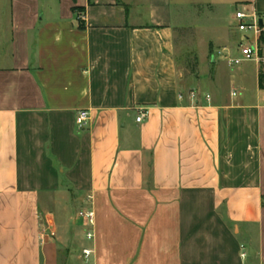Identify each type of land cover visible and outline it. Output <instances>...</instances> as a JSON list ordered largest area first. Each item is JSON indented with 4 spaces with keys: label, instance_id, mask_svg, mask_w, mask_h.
I'll return each instance as SVG.
<instances>
[{
    "label": "crops",
    "instance_id": "crops-1",
    "mask_svg": "<svg viewBox=\"0 0 264 264\" xmlns=\"http://www.w3.org/2000/svg\"><path fill=\"white\" fill-rule=\"evenodd\" d=\"M243 8L264 22V0H0V264H264Z\"/></svg>",
    "mask_w": 264,
    "mask_h": 264
},
{
    "label": "built area",
    "instance_id": "built-area-1",
    "mask_svg": "<svg viewBox=\"0 0 264 264\" xmlns=\"http://www.w3.org/2000/svg\"><path fill=\"white\" fill-rule=\"evenodd\" d=\"M235 28L240 34L237 41V48L240 51L237 56H230L228 62L230 65H239L245 61H254L261 65L264 70V22L261 23V17L258 13L249 9H237L235 14ZM198 92L192 90L189 95L192 98H197ZM205 97L210 100L211 96L205 94ZM180 98H183V93H180ZM148 114V110L141 109L137 116V121L143 120ZM90 110L82 109L79 110L76 123L79 128H85L90 121ZM83 216L87 219V224L93 226L95 224V211L91 208L83 213ZM87 237L89 239L94 238V232L88 230ZM86 256H89L92 252L91 249L85 248L83 250ZM246 252L243 253V256Z\"/></svg>",
    "mask_w": 264,
    "mask_h": 264
},
{
    "label": "rangeland",
    "instance_id": "rangeland-1",
    "mask_svg": "<svg viewBox=\"0 0 264 264\" xmlns=\"http://www.w3.org/2000/svg\"><path fill=\"white\" fill-rule=\"evenodd\" d=\"M59 3H60V0H40V4L42 6H46V5L48 6L50 4L59 5ZM213 31L214 30H210L208 33L206 32L204 36L211 37L213 35ZM239 53H240V51L238 49H236V53H234L232 56H236V55L238 56ZM194 64L195 63L193 61H190V62L185 61L184 62V65H186L187 69L190 70V71H191V68L194 67ZM255 65H256L255 62H250L249 61V62H243V63H241V64H239V65H237L236 67H233V68H238V67H248V68H251V67H254ZM192 69H194V68H192ZM206 75L207 74H205V77H206ZM225 84H228V82H225L224 85ZM226 86L228 87L229 85H226ZM220 89H223V88L220 87ZM88 209H91L89 203H83L80 206V210L78 209L77 211H80V214L83 215V213L86 210H88Z\"/></svg>",
    "mask_w": 264,
    "mask_h": 264
},
{
    "label": "trees",
    "instance_id": "trees-1",
    "mask_svg": "<svg viewBox=\"0 0 264 264\" xmlns=\"http://www.w3.org/2000/svg\"><path fill=\"white\" fill-rule=\"evenodd\" d=\"M258 79H259L260 88H264V70L263 69H260Z\"/></svg>",
    "mask_w": 264,
    "mask_h": 264
},
{
    "label": "water",
    "instance_id": "water-1",
    "mask_svg": "<svg viewBox=\"0 0 264 264\" xmlns=\"http://www.w3.org/2000/svg\"><path fill=\"white\" fill-rule=\"evenodd\" d=\"M261 23H263V20L261 19V21H260Z\"/></svg>",
    "mask_w": 264,
    "mask_h": 264
}]
</instances>
